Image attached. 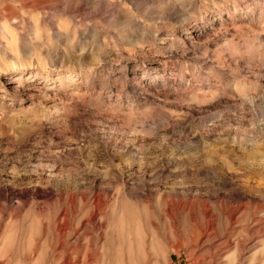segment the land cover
<instances>
[{"label": "rangeland", "instance_id": "obj_1", "mask_svg": "<svg viewBox=\"0 0 264 264\" xmlns=\"http://www.w3.org/2000/svg\"><path fill=\"white\" fill-rule=\"evenodd\" d=\"M0 264H264V0H0Z\"/></svg>", "mask_w": 264, "mask_h": 264}, {"label": "bare ground", "instance_id": "obj_2", "mask_svg": "<svg viewBox=\"0 0 264 264\" xmlns=\"http://www.w3.org/2000/svg\"><path fill=\"white\" fill-rule=\"evenodd\" d=\"M207 233V232H206ZM205 234V233H204Z\"/></svg>", "mask_w": 264, "mask_h": 264}]
</instances>
